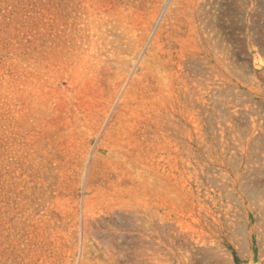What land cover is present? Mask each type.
<instances>
[{
	"label": "rangeland",
	"instance_id": "374dc122",
	"mask_svg": "<svg viewBox=\"0 0 264 264\" xmlns=\"http://www.w3.org/2000/svg\"><path fill=\"white\" fill-rule=\"evenodd\" d=\"M187 61L229 97L198 101ZM263 71L264 0H0V264H264Z\"/></svg>",
	"mask_w": 264,
	"mask_h": 264
},
{
	"label": "bare ground",
	"instance_id": "6f19581e",
	"mask_svg": "<svg viewBox=\"0 0 264 264\" xmlns=\"http://www.w3.org/2000/svg\"><path fill=\"white\" fill-rule=\"evenodd\" d=\"M186 63L188 69L191 70V74L187 76L188 81L186 80L185 82L186 84L188 82L192 86L188 89L190 94H198V101L215 106V98L222 96L229 97V95L232 93L231 88L229 86H226V84L224 83L222 75L216 73L213 67L207 68V65H209V63L204 62L203 67H201L202 63L199 61L194 64V67L192 66L191 62L187 61ZM226 102L230 104L231 108H234L232 114L237 115H227L226 119H228L235 125L239 121L243 120V118H250L251 128H248L246 130L244 129V131L240 130L241 137L247 140V144H251L254 147L261 148V123L257 122V120L253 118L251 113V104L246 106V103L244 104L242 101H239L237 97L234 100L227 98ZM197 179H199L202 184L205 183L204 178L198 176ZM206 180H208L206 181V183L210 185L209 187L215 186L218 188L220 196V213L227 222L232 221L234 215L232 213L230 201L228 200V198H230L231 196L226 190L228 186L227 183L223 180H220L222 183H218L219 178L216 176L207 177ZM206 198L212 199L210 196H208V194H206ZM204 208L205 206H201V209ZM204 212V216L200 215V212L198 216L200 218H204L206 221L211 220L212 223L217 222V216H215L213 212L206 209ZM261 213L264 214V209H261L260 207V224L261 221L262 223H264V219L261 218ZM219 217H221V215H219ZM193 221L195 223H198L199 218L193 219ZM210 229L214 231L216 229V226L210 225ZM183 230L187 239L190 240V243L196 247V251L203 256L213 257L221 252V249L217 247L213 237L203 232L201 228L197 229L196 227H193L191 225H186Z\"/></svg>",
	"mask_w": 264,
	"mask_h": 264
}]
</instances>
